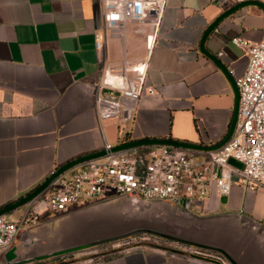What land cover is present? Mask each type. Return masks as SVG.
Returning a JSON list of instances; mask_svg holds the SVG:
<instances>
[{
    "label": "crops",
    "instance_id": "crops-1",
    "mask_svg": "<svg viewBox=\"0 0 264 264\" xmlns=\"http://www.w3.org/2000/svg\"><path fill=\"white\" fill-rule=\"evenodd\" d=\"M263 28L259 0H165L154 24L121 28L103 27L101 0H0V213L16 219L55 175L100 155L103 142L112 149L222 145L237 118L235 78L247 63L246 50L229 40L257 42ZM141 63L154 92L141 96L129 116L98 118L94 101L104 72L122 68L134 80ZM195 211H240L264 224V189L234 184L224 204L206 198ZM56 215L46 211L38 222ZM115 246L95 247L99 260L85 264H215L171 256L174 245L163 250L142 242L111 253ZM92 249L29 264H58L66 255L79 262Z\"/></svg>",
    "mask_w": 264,
    "mask_h": 264
},
{
    "label": "built area",
    "instance_id": "built-area-1",
    "mask_svg": "<svg viewBox=\"0 0 264 264\" xmlns=\"http://www.w3.org/2000/svg\"><path fill=\"white\" fill-rule=\"evenodd\" d=\"M259 1L264 3V0ZM164 2L101 0L103 27L121 28L126 22L154 24ZM93 39L97 50L102 46L101 29L94 32ZM229 42L246 50L247 63L243 73L235 78L237 118L226 142L209 150H191L167 143H139L112 149L109 143L103 142L100 155L78 160L55 175L43 190L25 202L16 219L0 213V254L11 246L20 230L38 222L46 211L61 214L121 194L143 200L175 202L185 199L187 209L192 211L200 209L206 198L213 199L218 205L220 196H226L234 184H243L251 191L264 189V28L257 42L238 36L230 38ZM134 69V80H129L122 68L116 75L104 72L97 84L94 101L98 118L117 116L122 111L129 116L141 96L154 92V87L144 77V64H137ZM106 77H110V81ZM229 159L237 161L239 166L230 163ZM134 237L116 241L110 252L136 247L139 241L131 244ZM164 244L152 245L163 249ZM172 245L175 247L169 252L171 256L229 264L218 253L173 242ZM97 253L92 249L88 254ZM97 260L98 256L79 262L63 258L58 264H85Z\"/></svg>",
    "mask_w": 264,
    "mask_h": 264
},
{
    "label": "water",
    "instance_id": "water-1",
    "mask_svg": "<svg viewBox=\"0 0 264 264\" xmlns=\"http://www.w3.org/2000/svg\"><path fill=\"white\" fill-rule=\"evenodd\" d=\"M219 202L224 204L226 196ZM140 234L218 253L229 264H264V224L245 213L199 215L187 209L185 199L143 200L130 194L84 204L20 230L0 254V264H29Z\"/></svg>",
    "mask_w": 264,
    "mask_h": 264
},
{
    "label": "rangeland",
    "instance_id": "rangeland-1",
    "mask_svg": "<svg viewBox=\"0 0 264 264\" xmlns=\"http://www.w3.org/2000/svg\"><path fill=\"white\" fill-rule=\"evenodd\" d=\"M191 212H193V213H195V214H198V213H196V211L195 210H192ZM138 237H134V239H132V243L131 244H134L136 241H139V243H142V242H148L149 244H154V243H159V242H161L162 244H166V245H172V242H168V241H165V240H162V239H160V238H157V237H154V236H150V235H144V234H140V235H137ZM119 241V240H118ZM116 241H114V242H110V243H106V244H113V243H115ZM137 243V242H136ZM164 244V245H165ZM100 246V245H99ZM95 247H98V246H93V247H90V249H92V248H94L95 249ZM109 250H111V249H109ZM98 255V253L97 254H83L82 256H81V259H86L87 257H94V256H97ZM65 258L64 259H67V260H69L72 256L71 255H66V256H64Z\"/></svg>",
    "mask_w": 264,
    "mask_h": 264
}]
</instances>
